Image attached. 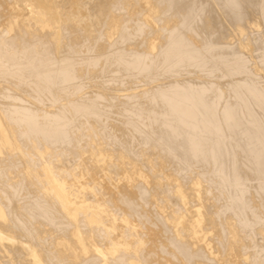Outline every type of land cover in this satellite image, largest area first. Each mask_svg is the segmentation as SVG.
Instances as JSON below:
<instances>
[{
  "label": "bare ground",
  "instance_id": "obj_1",
  "mask_svg": "<svg viewBox=\"0 0 264 264\" xmlns=\"http://www.w3.org/2000/svg\"><path fill=\"white\" fill-rule=\"evenodd\" d=\"M0 264H264V0H0Z\"/></svg>",
  "mask_w": 264,
  "mask_h": 264
}]
</instances>
